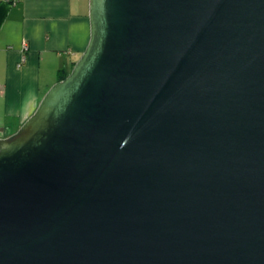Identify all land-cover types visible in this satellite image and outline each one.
<instances>
[{"label":"water","instance_id":"water-1","mask_svg":"<svg viewBox=\"0 0 264 264\" xmlns=\"http://www.w3.org/2000/svg\"><path fill=\"white\" fill-rule=\"evenodd\" d=\"M88 18L0 138V264H264V0H88Z\"/></svg>","mask_w":264,"mask_h":264},{"label":"crops","instance_id":"crops-1","mask_svg":"<svg viewBox=\"0 0 264 264\" xmlns=\"http://www.w3.org/2000/svg\"><path fill=\"white\" fill-rule=\"evenodd\" d=\"M88 37V0L0 2V132L15 131L34 111Z\"/></svg>","mask_w":264,"mask_h":264},{"label":"built area","instance_id":"built-area-1","mask_svg":"<svg viewBox=\"0 0 264 264\" xmlns=\"http://www.w3.org/2000/svg\"><path fill=\"white\" fill-rule=\"evenodd\" d=\"M18 1H20V0H0V2H4V3H7V4H9V5H13V4L17 3ZM22 48H23V49L26 48L25 43H22ZM23 60H24V58H23V56H22V57L20 58V61H23Z\"/></svg>","mask_w":264,"mask_h":264},{"label":"trees","instance_id":"trees-1","mask_svg":"<svg viewBox=\"0 0 264 264\" xmlns=\"http://www.w3.org/2000/svg\"><path fill=\"white\" fill-rule=\"evenodd\" d=\"M72 65H73V63H72ZM67 73L68 72H66V71H64L62 69L57 70V79H56V81H59V80L63 79L66 76Z\"/></svg>","mask_w":264,"mask_h":264},{"label":"rangeland","instance_id":"rangeland-1","mask_svg":"<svg viewBox=\"0 0 264 264\" xmlns=\"http://www.w3.org/2000/svg\"><path fill=\"white\" fill-rule=\"evenodd\" d=\"M19 127V126H18ZM17 127V128H18ZM12 128L11 129H9V128H7V129H5L4 131H2V132H0V138H2V137H6V136H8V135H10V134H12L13 132H12Z\"/></svg>","mask_w":264,"mask_h":264}]
</instances>
